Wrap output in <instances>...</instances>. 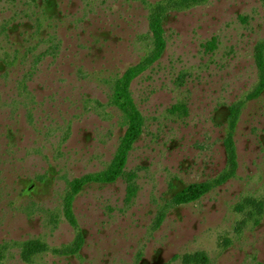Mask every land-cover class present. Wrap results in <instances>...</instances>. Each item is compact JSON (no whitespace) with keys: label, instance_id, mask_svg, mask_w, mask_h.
Masks as SVG:
<instances>
[{"label":"rangeland","instance_id":"rangeland-1","mask_svg":"<svg viewBox=\"0 0 264 264\" xmlns=\"http://www.w3.org/2000/svg\"><path fill=\"white\" fill-rule=\"evenodd\" d=\"M170 0H0V264H264V92L256 52L264 2L208 0L170 10L166 49L131 84L144 126L123 177L77 195L105 171L127 124L113 87L153 50L151 8ZM244 102L236 176L177 197L227 166L230 108ZM84 243L77 255L59 253ZM30 240L48 251L22 258Z\"/></svg>","mask_w":264,"mask_h":264},{"label":"trees","instance_id":"trees-1","mask_svg":"<svg viewBox=\"0 0 264 264\" xmlns=\"http://www.w3.org/2000/svg\"><path fill=\"white\" fill-rule=\"evenodd\" d=\"M208 0H170L165 4H156L151 8L149 16V27L153 39V50L138 65L129 68L124 75L119 78L113 87V95L111 104L118 108L127 124L126 132L120 142L118 150L109 167L100 173L85 176L69 183V189L64 199L65 214L69 222L74 228L78 227L76 222L73 205L77 195L89 184H112L123 177L128 163V157L133 146L139 138L144 126V117L136 107L132 99L130 87L134 79L142 74L145 70L157 62L166 49L164 39V19L166 13L170 10L183 11L204 4ZM264 2V0H261ZM256 63L259 71V83L255 91L247 97V100H254L260 97L264 92V46H260L256 52ZM244 102L233 105L230 108L228 120V130L224 139V147L227 154L226 169L212 182L194 185L181 193L177 198L182 201H191L207 193L213 186L222 185L236 176L238 168V155L234 140V133L238 125L240 115L242 113ZM253 206L257 215H261L264 203L256 201H248ZM84 243L82 233H78L74 244L65 247L59 253L64 255H77ZM49 249L46 244L39 240H30L22 246V258L26 263H31L33 258L41 253L47 252ZM185 264H206L207 256L204 253L194 256H186Z\"/></svg>","mask_w":264,"mask_h":264}]
</instances>
